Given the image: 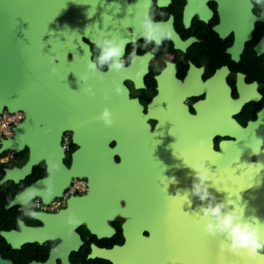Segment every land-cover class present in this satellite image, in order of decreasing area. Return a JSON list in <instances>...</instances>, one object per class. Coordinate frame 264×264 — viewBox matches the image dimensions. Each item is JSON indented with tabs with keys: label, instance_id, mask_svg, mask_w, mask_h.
Here are the masks:
<instances>
[{
	"label": "water",
	"instance_id": "obj_1",
	"mask_svg": "<svg viewBox=\"0 0 264 264\" xmlns=\"http://www.w3.org/2000/svg\"><path fill=\"white\" fill-rule=\"evenodd\" d=\"M150 1L0 0V117L4 111L25 114L12 127V135L1 140L0 154L27 152L22 166L3 170L0 185H18L43 165L46 176L16 194L10 207L27 206L34 199L48 205L62 198L74 180H86L87 193L68 198L67 207L48 218L63 219L72 227L83 220L91 230L95 220L116 215L126 218V245L98 252L102 257L121 253L132 259L140 253L143 260L152 259V264H250L244 256L222 252L221 240L204 234L197 197L167 205L151 202L150 189L161 199L165 184H170L173 193L183 175L185 190L190 193L194 171L185 165V174L178 173L184 160L179 152L184 151L190 165L197 158L213 172L209 191L217 201L228 198L232 204H242L247 216L264 222L260 176L246 172L248 153L261 144L254 135L256 125L244 129L234 120L220 123L219 115L224 113L215 102L224 100L234 105V113L238 110L221 89L192 115L179 83L159 84L157 95L144 110L124 85L127 78L135 80L130 68L102 77L86 73L92 52L85 40L94 45L110 36L126 43L135 40L141 30L129 33L127 19L132 11L142 17ZM214 1L219 4L222 24L235 32V54H240L251 39L254 24L264 22V12L254 16L250 0ZM86 75L87 79H79ZM222 80L216 79V83L223 85ZM88 87L94 96L85 94ZM136 87L141 85L136 82ZM105 108L112 113L111 127L99 120ZM151 120L156 122L153 128ZM69 133L76 149L66 166L62 139ZM218 134L233 138L220 143L222 157L213 149ZM194 151L201 152V157H195ZM226 154L232 155V170H227ZM120 199L128 201L125 207L120 206ZM145 230L150 238L142 236ZM114 263L121 262L116 259ZM253 264H264V260Z\"/></svg>",
	"mask_w": 264,
	"mask_h": 264
},
{
	"label": "flooded vegetation",
	"instance_id": "obj_2",
	"mask_svg": "<svg viewBox=\"0 0 264 264\" xmlns=\"http://www.w3.org/2000/svg\"><path fill=\"white\" fill-rule=\"evenodd\" d=\"M250 1L251 12L260 17L264 7L256 4L255 0ZM148 12L171 34L159 48L153 44L145 47L141 35L126 43V67L133 71L136 82L141 85L138 88L135 80L125 79L124 85L130 96L137 98L146 110L157 95L159 84L173 86L177 82L187 94L184 104L192 115H197L196 107L209 102L211 94H216L218 89L223 90V93L227 92L238 110L234 113V105H229L224 100L221 104L215 102L224 113V116L219 115L220 123L223 120H234L244 129L256 125L254 135L258 136L261 144L255 151L257 154L248 153L246 172L260 176V185L264 188V22L257 21L254 24L251 39L244 44L240 54H235V32L222 24L219 4L214 0H151ZM127 22L125 27L129 33L141 30L134 11ZM85 42L90 46L94 58L98 50L88 40ZM133 51L136 54L135 63L128 62ZM214 78L223 79L224 84H217ZM24 117L25 114L22 113V120ZM149 123L153 128L156 122L151 120ZM250 133L253 134L252 128ZM68 136L70 147L65 153L66 166L70 164L69 154L76 149L71 144L72 134L69 133ZM181 139L183 138L178 137V140ZM230 140L233 138L228 135L218 134L214 137L213 149L217 156L223 155L220 143ZM186 154L184 151L179 152L184 159L183 166L178 171L181 175L187 170L184 166L189 167L191 164L186 159ZM192 154L201 157L202 153L194 151ZM26 160L27 152L23 158L21 153L16 154L15 159L10 162L12 165H1L0 172L7 167H20ZM192 164L199 165L200 162L196 158ZM226 166L227 170L230 167L233 169L232 155L230 158L226 154ZM38 167H42L45 172L43 165ZM45 176L46 173L43 177ZM75 182L80 183L82 191L74 188ZM8 184L0 185V264H115L116 259L121 262L117 264H152V259L149 262L148 258L143 260L140 253L132 259L121 253L112 254L108 258L97 254L101 251L111 252L126 245L123 226L127 219L120 215L93 221L92 230L83 220L72 227L63 219L48 218V215H56L64 210L68 198L87 193L86 180H74L62 198L53 201L54 205L47 210L34 208L30 202L36 199L31 200L26 207H10L14 196L24 188L7 201ZM186 186L187 181L182 175L173 193L170 192V184H165L161 199L158 198L160 194L150 189L151 202H165L167 205L171 201L185 203ZM170 196H174L173 200ZM127 202L126 199L119 200L122 207ZM194 205L196 206V199ZM100 228L101 231L98 230ZM134 229L136 232L137 225ZM141 234L150 238V232L146 230Z\"/></svg>",
	"mask_w": 264,
	"mask_h": 264
},
{
	"label": "clouds",
	"instance_id": "obj_3",
	"mask_svg": "<svg viewBox=\"0 0 264 264\" xmlns=\"http://www.w3.org/2000/svg\"><path fill=\"white\" fill-rule=\"evenodd\" d=\"M256 4L264 7V0H255ZM144 46L150 44L159 46L170 37V31L162 23L156 22L150 12L145 11L142 17H137ZM126 41L115 36L105 37L95 45L98 54L87 63L86 73L93 76L122 74L128 71L124 59ZM135 51L128 57V62L135 63ZM106 69V71H105ZM53 74L55 69L52 70ZM87 79V75L83 78ZM86 95L94 96L91 87L84 90ZM107 99V97H106ZM99 120L105 127L114 124L112 113L105 108ZM253 154H257L255 151ZM200 163L189 165L195 173V180L189 192L184 196L197 197L201 201L197 213L202 218V228L206 236L221 240V251L229 254L244 256L250 264L264 260V222L255 216L245 214V206L232 204L228 198L217 201L216 196L209 191L213 187V172ZM211 182V184H209ZM35 215V213H29Z\"/></svg>",
	"mask_w": 264,
	"mask_h": 264
},
{
	"label": "built area",
	"instance_id": "obj_4",
	"mask_svg": "<svg viewBox=\"0 0 264 264\" xmlns=\"http://www.w3.org/2000/svg\"><path fill=\"white\" fill-rule=\"evenodd\" d=\"M21 120H22L21 112H16V113H8L6 111L3 112V114L0 117V142L3 138H8L12 135V127L20 123ZM62 147L65 152H67L70 147L68 134H65L63 136ZM15 157H16V154L13 151L9 150V151L2 152L0 154V166L5 163L9 164L11 161L15 159ZM74 188L77 189L78 191L82 189L79 182H75ZM30 203H33L32 206L34 208H37L40 210H47L49 207L54 205V203L43 205L38 199Z\"/></svg>",
	"mask_w": 264,
	"mask_h": 264
},
{
	"label": "trees",
	"instance_id": "obj_5",
	"mask_svg": "<svg viewBox=\"0 0 264 264\" xmlns=\"http://www.w3.org/2000/svg\"><path fill=\"white\" fill-rule=\"evenodd\" d=\"M21 156H22V158H23V156H26V152L21 153ZM44 175H45V172H44L43 168L42 167H36L33 169L32 175L30 177H28L24 182H21L18 185H14L12 183H9L7 185V190H8V195H9L7 201L12 198L14 193L21 191L23 188L27 187L29 184H31L35 180L43 177ZM2 176H3V172H0V178Z\"/></svg>",
	"mask_w": 264,
	"mask_h": 264
},
{
	"label": "rangeland",
	"instance_id": "obj_6",
	"mask_svg": "<svg viewBox=\"0 0 264 264\" xmlns=\"http://www.w3.org/2000/svg\"><path fill=\"white\" fill-rule=\"evenodd\" d=\"M12 164L10 163L9 166H11Z\"/></svg>",
	"mask_w": 264,
	"mask_h": 264
}]
</instances>
